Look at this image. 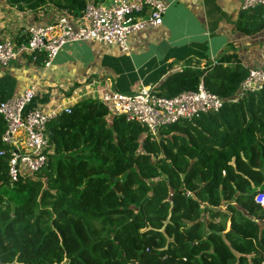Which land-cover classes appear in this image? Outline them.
<instances>
[{"label": "trees", "instance_id": "trees-1", "mask_svg": "<svg viewBox=\"0 0 264 264\" xmlns=\"http://www.w3.org/2000/svg\"><path fill=\"white\" fill-rule=\"evenodd\" d=\"M7 1L37 9L51 0ZM62 2L74 14L86 6ZM236 29L264 30V6L242 11ZM247 76L236 53L222 54L159 89L173 97L203 81L227 98ZM16 85L1 76L0 100ZM6 128L0 115V264H264V90L158 136L82 99L49 122L44 169L13 185Z\"/></svg>", "mask_w": 264, "mask_h": 264}, {"label": "crops", "instance_id": "crops-1", "mask_svg": "<svg viewBox=\"0 0 264 264\" xmlns=\"http://www.w3.org/2000/svg\"><path fill=\"white\" fill-rule=\"evenodd\" d=\"M163 1V24L131 34L126 53L116 45L76 41L65 44L49 67L24 58L0 69V77L16 78L15 93L37 84V105L51 110L98 100L106 84L123 93L159 87L182 68H202L222 54L236 53L247 68L264 66V30L247 35L236 29L242 0ZM64 9L51 2L32 9L0 0V39L20 38L29 25L55 22Z\"/></svg>", "mask_w": 264, "mask_h": 264}, {"label": "built area", "instance_id": "built-area-1", "mask_svg": "<svg viewBox=\"0 0 264 264\" xmlns=\"http://www.w3.org/2000/svg\"><path fill=\"white\" fill-rule=\"evenodd\" d=\"M259 6H264V0L241 2L242 11ZM166 12L167 5L163 0H86L85 9L80 14L66 8L55 22L29 25L23 34L24 39H0V69L24 58L37 61L40 56H43V65L49 67L65 44L76 41L116 45L126 53L129 51L131 34L159 27L164 22ZM262 90L264 66H259L249 67L248 76L237 92L227 98L206 89L202 81L197 90L183 91L173 97L162 95L158 86L123 93L106 84L100 89L98 100L107 107L111 117L123 116L128 122L139 123L149 133L158 136L164 127L192 122L208 113L219 112L226 103H238L248 94ZM37 94L38 85L33 83L9 99L0 100V115L7 124L2 140L10 151L11 185L23 177H35L44 169L50 153L48 124L61 114L72 111V105L51 110L29 108ZM18 131L22 134L16 140ZM18 141L20 146L14 145ZM5 152V149L0 150V155Z\"/></svg>", "mask_w": 264, "mask_h": 264}, {"label": "rangeland", "instance_id": "rangeland-1", "mask_svg": "<svg viewBox=\"0 0 264 264\" xmlns=\"http://www.w3.org/2000/svg\"><path fill=\"white\" fill-rule=\"evenodd\" d=\"M50 2L52 4H54L55 6L59 7L60 9L63 8V2H62V0H51Z\"/></svg>", "mask_w": 264, "mask_h": 264}, {"label": "bare ground", "instance_id": "bare-ground-1", "mask_svg": "<svg viewBox=\"0 0 264 264\" xmlns=\"http://www.w3.org/2000/svg\"><path fill=\"white\" fill-rule=\"evenodd\" d=\"M21 132L20 131H18L17 133H16V137H15V139L17 140V139H19V137L21 136ZM14 145H16V146H20V144H19V141L16 143V144H14Z\"/></svg>", "mask_w": 264, "mask_h": 264}]
</instances>
